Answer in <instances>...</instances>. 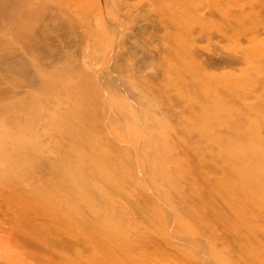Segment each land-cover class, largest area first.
<instances>
[{"label": "bare ground", "instance_id": "6f19581e", "mask_svg": "<svg viewBox=\"0 0 264 264\" xmlns=\"http://www.w3.org/2000/svg\"><path fill=\"white\" fill-rule=\"evenodd\" d=\"M0 264H264V0H0Z\"/></svg>", "mask_w": 264, "mask_h": 264}, {"label": "rangeland", "instance_id": "374dc122", "mask_svg": "<svg viewBox=\"0 0 264 264\" xmlns=\"http://www.w3.org/2000/svg\"><path fill=\"white\" fill-rule=\"evenodd\" d=\"M65 43L67 44L68 42L65 41ZM72 45H73V44H72ZM128 55H129V54H128ZM129 56H131V55H129ZM133 58H135V57H133ZM71 115H74V114H71ZM74 117H77V116H73V118H74ZM173 124H174V123H173ZM180 175H181V174H180ZM177 176H178V175L175 176V179L177 180V179L179 178V180L181 181V183H183L185 180H186V181H189V180H190V179H188L187 177H186L187 179H186V178L182 179V178H183V175L178 176V177H177ZM157 178H158V177H157ZM160 178H161V177H160ZM160 178H159L158 180H160ZM164 181H165V183H164ZM160 182L162 183V184H161L162 187H164V186H169L168 181H166L165 179L163 180V179L161 178ZM166 184H167V185H166ZM184 184H185V183H183L182 185L184 186ZM165 188H166V187H165Z\"/></svg>", "mask_w": 264, "mask_h": 264}]
</instances>
